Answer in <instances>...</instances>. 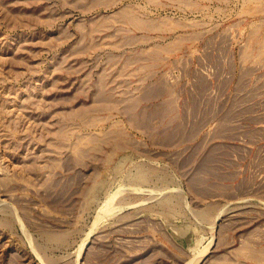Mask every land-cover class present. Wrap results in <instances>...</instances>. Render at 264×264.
Returning a JSON list of instances; mask_svg holds the SVG:
<instances>
[{"label": "rangeland", "instance_id": "rangeland-1", "mask_svg": "<svg viewBox=\"0 0 264 264\" xmlns=\"http://www.w3.org/2000/svg\"><path fill=\"white\" fill-rule=\"evenodd\" d=\"M112 2L0 0V264H264V0Z\"/></svg>", "mask_w": 264, "mask_h": 264}, {"label": "bare ground", "instance_id": "bare-ground-1", "mask_svg": "<svg viewBox=\"0 0 264 264\" xmlns=\"http://www.w3.org/2000/svg\"><path fill=\"white\" fill-rule=\"evenodd\" d=\"M107 1H108V0H107ZM109 1H110V0H109ZM116 1H117V0H115V3H116ZM122 1H123V0H122ZM111 3H113L112 0H111ZM115 3H114L112 6H110L111 9H114V8H116V7L119 5V4H115ZM107 4H108V3H107ZM120 4H121V3H120ZM104 8H105V6L103 7V9H104ZM106 8H107V6H106ZM108 8H109V7H108ZM104 10H106V9H104ZM124 10H126V9H124ZM124 10H123V11H124ZM102 11H103V10H102ZM107 11H108V10H107ZM87 12H88V11H87ZM116 12H117V11H116ZM121 12H122V11H121ZM121 12H120V13H121ZM93 13H94V12H93ZM100 13H101V12H100ZM105 13H106V12H105ZM111 13H112V12H111ZM114 13H115V12H114ZM117 13H118V12H117ZM120 13H119V14H120ZM127 13H128V12H127ZM107 15H108V13H107ZM107 15H106V16H107ZM111 15H113V13H112ZM111 15H108L107 17H109V16H111ZM121 15H122V14H121ZM97 16H98V15H97ZM101 16H102V14H101ZM101 16H100V17H101ZM117 16H118V15H117ZM117 16H116V18H117ZM122 16H123V17H121V18L123 19L124 23H126L129 27H132V28L134 27V28H133L134 30H135L136 28H140V27H141L142 22H139V21H138L139 19L137 20V18H136L132 13H128V14L125 13V14H123ZM113 17H114V16H111L112 19H114ZM105 18H106V17H105ZM105 18H104V20H105ZM116 18H115V19H116ZM118 18H119V17H118ZM118 18H117L116 21H117V22H120V21H118ZM106 19H107V18H106ZM109 19H110V18H109ZM115 19H114V20H115ZM102 20H103V19H102ZM104 20H103V22H104ZM107 20H108V19H107ZM114 20H113V22H114ZM108 21H110V20H108ZM108 21H106L107 24H108ZM117 22H116V23H117ZM109 23H110V22H109ZM116 23H115V24H116ZM121 23H122V25L124 24L123 22H121ZM115 24H114V25H115ZM124 25H125V24H124ZM142 25H143V27H144V24H142ZM136 26H137V27H136ZM107 27L109 28V26H106V28H107ZM116 27H117V26H116ZM135 27H136V28H135ZM143 27H141V28H143ZM146 27H147V26H146ZM108 28H107V29H108ZM110 28H111V26H110ZM113 29H114V28H113ZM117 29H119V28H117ZM121 29H123V28L120 27V30H121ZM143 29H144V28H143ZM146 29H147V28H146ZM140 30H141V29H140ZM137 31H138V30H137Z\"/></svg>", "mask_w": 264, "mask_h": 264}]
</instances>
